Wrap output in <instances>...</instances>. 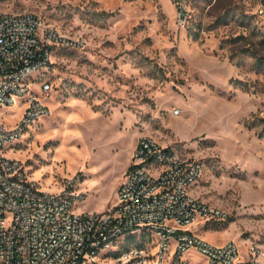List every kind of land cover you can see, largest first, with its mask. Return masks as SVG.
<instances>
[{"label": "rangeland", "instance_id": "374dc122", "mask_svg": "<svg viewBox=\"0 0 264 264\" xmlns=\"http://www.w3.org/2000/svg\"><path fill=\"white\" fill-rule=\"evenodd\" d=\"M0 10L36 12L60 34L51 89L39 92L49 114L6 150L31 177L59 189L79 176L75 210L103 212L153 136L205 162L194 192L228 217L198 234L264 243L262 0H0ZM23 99L0 119L14 125ZM187 256L204 264L195 248Z\"/></svg>", "mask_w": 264, "mask_h": 264}, {"label": "built area", "instance_id": "2783aa9c", "mask_svg": "<svg viewBox=\"0 0 264 264\" xmlns=\"http://www.w3.org/2000/svg\"><path fill=\"white\" fill-rule=\"evenodd\" d=\"M57 28L36 12L0 10V109L19 107L14 124L0 119V264H190L195 248L204 264H264V243L243 248L236 240L213 243L194 226L226 220L219 206L194 192L203 159L153 136L140 138L132 164L117 189V202L103 212L84 210L81 179L46 189L21 158L6 153L49 114L39 92L54 63Z\"/></svg>", "mask_w": 264, "mask_h": 264}, {"label": "trees", "instance_id": "16d2710c", "mask_svg": "<svg viewBox=\"0 0 264 264\" xmlns=\"http://www.w3.org/2000/svg\"><path fill=\"white\" fill-rule=\"evenodd\" d=\"M262 2H263V4H264V0H262ZM196 38H197V36H196ZM262 61H263V65H264V58H263ZM262 119H263V121H264V118H262ZM250 126L254 127L255 125H253V123H251ZM263 129H264V127H263ZM260 136H264V132H263V131L260 133Z\"/></svg>", "mask_w": 264, "mask_h": 264}]
</instances>
